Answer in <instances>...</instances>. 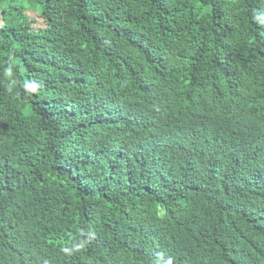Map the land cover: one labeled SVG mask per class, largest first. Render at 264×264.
I'll list each match as a JSON object with an SVG mask.
<instances>
[{
    "label": "trees",
    "instance_id": "trees-1",
    "mask_svg": "<svg viewBox=\"0 0 264 264\" xmlns=\"http://www.w3.org/2000/svg\"><path fill=\"white\" fill-rule=\"evenodd\" d=\"M0 20V264H264V0Z\"/></svg>",
    "mask_w": 264,
    "mask_h": 264
},
{
    "label": "rangeland",
    "instance_id": "rangeland-1",
    "mask_svg": "<svg viewBox=\"0 0 264 264\" xmlns=\"http://www.w3.org/2000/svg\"><path fill=\"white\" fill-rule=\"evenodd\" d=\"M2 22H1V20H0V24H1Z\"/></svg>",
    "mask_w": 264,
    "mask_h": 264
}]
</instances>
